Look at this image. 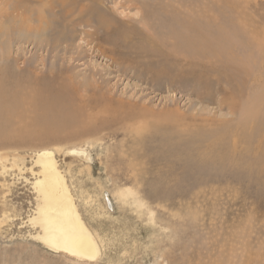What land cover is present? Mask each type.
<instances>
[{"label":"rangeland","instance_id":"1","mask_svg":"<svg viewBox=\"0 0 264 264\" xmlns=\"http://www.w3.org/2000/svg\"><path fill=\"white\" fill-rule=\"evenodd\" d=\"M41 150L95 262L33 239ZM0 264H264V0H0Z\"/></svg>","mask_w":264,"mask_h":264},{"label":"bare ground","instance_id":"2","mask_svg":"<svg viewBox=\"0 0 264 264\" xmlns=\"http://www.w3.org/2000/svg\"><path fill=\"white\" fill-rule=\"evenodd\" d=\"M74 151L68 153L72 155ZM80 156L87 158L86 153ZM34 165L39 168V176L32 183L37 199L28 219V224L36 230L33 239L77 262H95L100 254L98 242L81 219L53 152L36 153Z\"/></svg>","mask_w":264,"mask_h":264}]
</instances>
